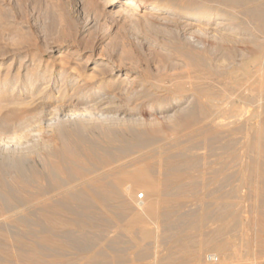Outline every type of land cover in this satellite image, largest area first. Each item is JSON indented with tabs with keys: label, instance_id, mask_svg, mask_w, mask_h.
<instances>
[{
	"label": "bare ground",
	"instance_id": "obj_1",
	"mask_svg": "<svg viewBox=\"0 0 264 264\" xmlns=\"http://www.w3.org/2000/svg\"><path fill=\"white\" fill-rule=\"evenodd\" d=\"M120 1L105 0L101 7ZM176 4L154 2L150 8L161 11L162 18L175 21L177 27L186 22L181 18L188 17V25L195 27L196 32L222 40L243 34L250 39L254 32L264 39V0ZM143 6V0H125L127 8L139 10ZM200 24L203 28L197 27ZM188 31L194 32L191 28ZM192 41L181 52L192 63V72L174 81L168 78L174 82L172 87H165L164 79L146 87L143 82L147 80L141 81L139 88L134 87L136 77L128 84L123 79L105 82L103 77L97 78L103 72L93 68L88 85L84 84L85 91L75 94V85L70 96L56 102L41 96L40 109L33 105L34 108L21 113L12 111L0 119V264H203L202 254L208 248L222 256L230 246L231 251H237L241 245L236 243L243 236L245 241L254 237L264 242V235H260L264 230L255 224L260 212L256 214L255 205H246L251 191H264V118L258 109H250L254 100L258 103L264 98V68L256 66L252 70L242 62L235 64L228 71L232 76V92L228 93L232 98L228 101L225 94L201 88L198 73L203 69L218 73L219 66L213 67L197 52L201 47L199 40ZM171 47L180 51L182 48L173 43ZM259 63L262 64L260 60ZM240 69L242 73L238 74ZM61 71L59 80L63 83L67 70ZM34 75L26 79L27 90L45 79ZM6 82L4 78L2 83ZM47 86L44 84L37 94L42 95ZM61 91L62 85L55 96ZM166 96L174 102L184 97L173 113H160L170 119L168 126L182 131L169 141L162 139L161 130L152 121L145 124L134 107L120 100L123 97L130 103L146 97L149 103H160ZM5 106L1 104L0 109ZM45 121L50 122L57 144L51 138L40 142L28 139L29 131L35 127L38 130ZM96 130L102 143L90 136ZM160 136L163 143L156 144ZM208 157L217 158L216 162L220 158L222 164L228 160L227 166L217 169L223 176L211 190H205L204 178L198 180L204 173L199 169L200 163ZM181 163L186 169L199 171V176L192 175L191 179L188 176L193 172L183 175L191 180L187 185L181 182ZM219 175L211 174L218 180ZM138 190L145 193L142 201L136 197ZM186 191L194 194L190 195L196 207L180 212L177 196ZM120 218L126 221L121 219L124 225L117 226V233L97 235L107 232L108 224L117 223ZM149 224L156 229H150ZM91 228L95 231L89 234ZM221 261L217 255V260L208 264Z\"/></svg>",
	"mask_w": 264,
	"mask_h": 264
},
{
	"label": "rangeland",
	"instance_id": "obj_2",
	"mask_svg": "<svg viewBox=\"0 0 264 264\" xmlns=\"http://www.w3.org/2000/svg\"><path fill=\"white\" fill-rule=\"evenodd\" d=\"M143 1L145 6L139 7V10H135L134 8L125 7V0L112 3V5L104 7H101V5L105 2V0H0V99L2 100V98H5V102L0 100L3 102H0V105H6L0 109V119H4V117L12 111L13 113H21L25 110L31 109V107L34 108L35 106H38L37 108L40 109L42 107V103L40 101L41 96L48 97L53 100V102H56L55 100L60 97L70 96V91L75 89L74 87L76 86H78L76 87L77 89L73 90L75 94L81 93L82 90L85 91V86L88 85L87 83L89 82V73L93 70V68L96 72H103V75H98L97 78L103 77L101 80H105V82L107 79H117L118 81L123 79L122 82L128 84L129 82H132V77H136L137 80L134 81V87L139 88L141 81L147 80L143 82L146 83V87V85L148 86L154 82L164 79L163 82L167 80L164 82L166 85L165 87H168V85L172 87L175 79L182 78L188 72H192V63H190L187 60V57L181 53L182 51H186V49H188V45L186 43L190 41L194 42L192 40H199L201 42V47L197 52L204 55L213 67L219 66L218 73L213 74L211 71L209 73L208 69H203L201 73H198V80L201 88H210L209 91L214 94H225L228 101L232 98L230 96L232 92L230 84V82H232V76L228 73V71L230 72L233 70L235 64L242 62L244 67L249 65L252 70H254L256 66H261V69L264 68V56L262 55L264 54V46L262 47L263 49L259 48L261 47L260 44H264V39L261 37L260 33L254 32L253 35L255 34V36L250 38L251 40L246 39L247 36L244 34L242 37L241 35L236 36L237 38L230 37V40H222L211 36V34L208 33L200 34L196 32L195 27L193 29L190 25H188V22H190L188 17L181 18L182 21L186 20V22H181L177 27L175 21L172 23V21H170L171 19H167L170 21L168 22L166 19L162 18L163 14H161V11H156L150 8V5L154 2L165 3L166 1H170V3H177L176 5L186 6L187 4H194L200 0ZM124 8H126V10H124ZM133 9L137 11V14H135ZM165 22H167V24ZM179 26H181V28H179ZM200 26L203 28L202 24L197 25L198 28ZM189 27L194 32L190 33V31H188V29H190ZM187 37L189 41L186 40ZM172 43L176 46L182 47L181 51L172 49ZM259 60L262 63L261 65L260 63L258 64ZM228 62H231L230 64L233 65L229 66ZM228 67L229 69H227ZM61 70H67L66 78L63 83L59 80L62 78L60 74ZM237 73L241 74L242 69L237 71ZM31 75H43L45 79L38 80L31 90H27L24 87L26 86L25 82ZM2 78L7 79L6 84L2 83ZM51 78L58 80L52 82ZM168 78L173 80H169L171 84H167L170 83ZM44 84L48 85L43 91L45 94L43 93L39 96L40 93L37 94V92L43 90L41 88ZM79 84L83 85L84 88ZM61 85L64 91H61L62 93L56 97L55 95ZM168 96L163 98L160 103L153 102L154 104L149 103V99L146 97L144 100L143 98H139L130 103L126 102L123 97H121L120 100L123 101L124 105L134 107L135 114L139 118L145 120V124L148 121H152L151 123H154V125L161 130L160 135L162 136V139H167L165 141H169L168 139L173 140L177 137V135L182 134V131L173 130L171 126H168L171 125V122L169 121L170 119L168 117H165L164 119L161 114L166 115L173 113L178 104L184 101V97H179V101L174 102ZM252 103L256 104L253 105ZM252 103L250 105V109H258L259 115L264 118V98L258 101V103L256 100ZM253 106L256 107L254 108ZM17 109L19 111H17ZM1 115L4 116L2 117ZM70 123L71 121L66 122L64 126L68 127ZM43 124L45 126H43ZM148 124L149 123H147V125ZM147 125H145V128H148ZM38 127H40L38 130L35 127V129L33 128L29 131L28 139L30 141L37 139L40 142L42 138H44L43 140L48 141L51 138L54 140L53 142L57 144L58 141L55 137V132L52 128H50L49 121L40 123ZM121 132L124 133V130L121 129ZM36 133L39 139L35 138ZM97 133L98 132L96 130L94 133H91L90 136L102 143L103 141ZM161 136L160 139H157L158 141L155 140L156 144L163 143ZM165 141L164 143H166ZM218 152L219 150L217 153ZM221 152L223 151L221 150ZM213 158L214 157H208L206 159L207 161L205 160V162L200 163L199 169H201L204 173L198 178V180L201 182L204 178L203 182H207L205 190L216 188L213 186H217L223 176L221 172V165H228V160L225 162V159L224 163H226V165H224V163L222 164V158H224L222 156H220L221 159L218 158L219 163L216 162L217 158H214V161H212ZM219 159L222 161L220 162ZM214 162L215 165L218 163L216 167L213 165ZM203 163H205V165ZM181 165H183V163H181ZM183 166H181L183 172L181 176L191 172L193 173L188 176L190 179L192 175H194V177L199 176V171L197 169L194 168L193 171V169H186L185 165ZM210 167V171H215L210 172L208 169ZM220 168L221 170L219 171L221 173L217 170ZM189 170L190 172L188 173L184 172ZM210 173H215V177L217 174H221V176H217L220 179H215V177H213L214 175L211 176ZM186 176L182 177L183 180L181 182H184L187 185L191 180H188ZM210 176L212 178H210ZM209 178L211 179L210 182L208 181ZM186 192L177 196V200L180 202L179 205H181L179 208L180 212H182V210L184 212V210L194 208L195 206V204L192 203L193 196L190 195L193 193H190L189 191L187 193ZM263 192L264 191L262 190H258L256 193L251 191L249 195L250 200L248 199V202H246L248 207L252 204L256 206V214H259L260 212L261 217L258 216L259 219L255 222V224L257 223L256 227L259 229L262 228V231L264 230V217H262L264 216ZM184 194H189V197ZM136 197L139 201H142L145 199V193L142 190H138L136 191ZM121 219L126 221V218H120L117 223L108 224L107 232H99L98 234L95 232V234L100 237H104V234L109 236L114 235L115 233L113 231L117 233L119 229L118 227H121L122 224L124 225V221L122 222ZM120 220L121 224L119 222ZM150 225L151 224L148 225L150 229H156L155 225ZM100 226L104 228L103 224ZM100 226L99 228H101ZM11 229L16 231L17 228ZM94 231L95 228H91L89 234H92ZM262 233H264V231L260 233V235L263 236L264 234ZM243 238H240V241L237 240L239 244H236L237 246H243L245 249L242 248V250H240L241 246H239L237 251L233 250L234 253L231 251L232 246H230V250H227L222 254V256L213 249H206L202 254L203 264H208L209 261H207V255L209 254H215L221 257V264H264V242L259 238H257V241L254 237L249 240L245 238L246 241L243 240ZM247 240L249 243L246 244ZM247 245L250 247L248 248ZM239 251L240 253L238 255ZM235 252H237L236 255H234Z\"/></svg>",
	"mask_w": 264,
	"mask_h": 264
},
{
	"label": "built area",
	"instance_id": "obj_3",
	"mask_svg": "<svg viewBox=\"0 0 264 264\" xmlns=\"http://www.w3.org/2000/svg\"><path fill=\"white\" fill-rule=\"evenodd\" d=\"M207 260L209 262H215L217 260V255H215V254H209V255H207Z\"/></svg>",
	"mask_w": 264,
	"mask_h": 264
}]
</instances>
